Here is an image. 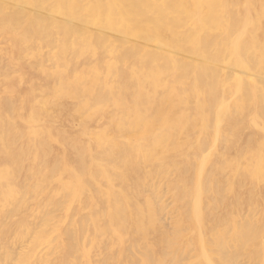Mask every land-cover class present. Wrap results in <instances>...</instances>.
I'll list each match as a JSON object with an SVG mask.
<instances>
[{
  "label": "bare ground",
  "instance_id": "6f19581e",
  "mask_svg": "<svg viewBox=\"0 0 264 264\" xmlns=\"http://www.w3.org/2000/svg\"><path fill=\"white\" fill-rule=\"evenodd\" d=\"M242 260L264 0H0V264Z\"/></svg>",
  "mask_w": 264,
  "mask_h": 264
},
{
  "label": "rangeland",
  "instance_id": "374dc122",
  "mask_svg": "<svg viewBox=\"0 0 264 264\" xmlns=\"http://www.w3.org/2000/svg\"><path fill=\"white\" fill-rule=\"evenodd\" d=\"M175 252H177V254H180L182 255L183 251L181 252L178 248H176ZM243 261V264H249V261L247 260H242Z\"/></svg>",
  "mask_w": 264,
  "mask_h": 264
}]
</instances>
